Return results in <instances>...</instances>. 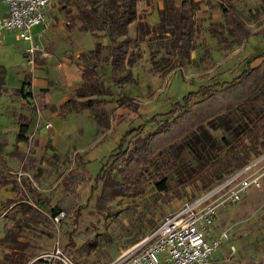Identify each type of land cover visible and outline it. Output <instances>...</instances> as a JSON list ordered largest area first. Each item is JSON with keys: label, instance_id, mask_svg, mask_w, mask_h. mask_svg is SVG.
I'll return each instance as SVG.
<instances>
[{"label": "rangeland", "instance_id": "rangeland-1", "mask_svg": "<svg viewBox=\"0 0 264 264\" xmlns=\"http://www.w3.org/2000/svg\"><path fill=\"white\" fill-rule=\"evenodd\" d=\"M190 1L189 56L181 66H171L165 42L173 38L174 24L161 13L166 0H136L137 18L123 36L130 42V81L122 89L131 105L118 99L113 85L105 31L80 29L81 6L108 14L112 0H59L58 24L37 42L46 56L36 55L28 64L19 51L21 60L11 61L10 51L0 62V109L9 120L7 127H0V150L8 166L2 173L11 178L0 181V264H18L15 254L29 264L55 244L75 264H106L163 216L241 169L242 158L249 163L258 155L254 150L264 151L262 87L247 105L250 118L213 119L195 136L155 154L138 176L146 180L139 194L114 196L109 187L95 183L129 129L141 125V135L153 131L185 107L175 103L183 104L189 92L191 103L204 96V88L218 89L261 61L254 57L264 50V0H232L250 33L246 40L232 30L222 0ZM4 34L13 41L15 33ZM96 81L104 89L92 91L90 84ZM89 98L100 115L84 105ZM26 120L30 139L19 141L17 129ZM45 123L51 126L45 129ZM228 168L233 171L227 173ZM70 171L83 177L74 194L78 208L62 212L57 221L41 218L50 219L49 208L61 197L62 180ZM260 181L239 202L218 206L209 233L213 231L212 238L225 230L229 238L208 264H259L264 259V174Z\"/></svg>", "mask_w": 264, "mask_h": 264}, {"label": "trees", "instance_id": "trees-1", "mask_svg": "<svg viewBox=\"0 0 264 264\" xmlns=\"http://www.w3.org/2000/svg\"><path fill=\"white\" fill-rule=\"evenodd\" d=\"M222 1L225 5L223 11L229 17L232 30L237 32L240 38L246 40L250 33L235 13L232 0ZM112 2L113 9L108 14L98 12L95 8L89 9L81 6L80 14L82 20L80 29L92 32L99 29L105 31L110 43L108 64L113 85L117 90L118 99L131 105L133 101L122 89L123 83L130 81L129 70L126 68L130 42L123 36L126 34L129 23L137 18L135 11L136 0H112ZM165 8L166 10H162L161 13L171 18L174 24V36L171 40H166L165 42L168 55L170 53V57L173 60L171 61L167 57V61H170L171 66H181L189 56V42L193 33L191 1L181 0L180 2H174L166 0ZM258 57L261 59L258 65L244 68L233 80L222 83L220 88L211 90L204 88V96L200 99L188 103V99L193 92L183 96V104L175 103V105L185 107L180 112L174 110L173 118L153 131L141 135V125L129 129L123 137L124 143L118 145L115 151L109 155V163L100 168L95 177V183L101 182L109 187L114 196H135L142 191L146 182V180H139L138 176L142 168L148 164L155 154L166 150V148L181 140H186L189 136H195L196 132L201 130L205 123L213 119L223 122L226 117L236 120L244 117L250 118L247 105H249L258 91L264 87V50L257 54L254 59ZM90 87L92 91L104 89L102 84L97 83V81L95 83L91 82ZM95 104L91 98L84 103L96 115H100L96 111V107H94ZM263 117L261 116V118ZM29 124V121L20 123L17 129V140L26 141L28 139ZM129 138H131L130 146L126 145ZM254 153L257 155L261 151L254 150ZM247 162V158H242L239 168ZM6 170H8V166L0 150L1 182L11 180L10 176L2 173ZM231 171L233 170L227 169V173ZM82 179L83 177L80 173L70 171L62 180L63 190L61 197L53 207L49 208L50 219L42 214H40V217L51 222L60 212H69L75 207L78 208L74 194L77 185ZM159 187L162 189L163 183L159 184ZM31 191L33 190L31 189ZM17 207L14 205V208ZM154 228L155 226L151 230ZM144 236L143 233L135 239L134 243ZM15 258L18 259V264H26V258L23 255L15 254ZM243 264L245 263L243 262ZM259 264H264V259L260 260Z\"/></svg>", "mask_w": 264, "mask_h": 264}, {"label": "built area", "instance_id": "built-area-1", "mask_svg": "<svg viewBox=\"0 0 264 264\" xmlns=\"http://www.w3.org/2000/svg\"><path fill=\"white\" fill-rule=\"evenodd\" d=\"M58 1L0 0L7 5L6 13L0 14V41L4 32H13L17 39L28 42V64H33L36 55L45 57L46 52L33 42L32 28L50 24L46 19L47 8ZM50 126V123L44 125L45 128ZM262 174L264 151L195 200L163 216L153 230L106 264H208L210 255L229 238L225 230L210 237L218 206L226 201L239 202L250 189L259 188ZM21 175V171L17 172L18 181ZM61 215L62 212L53 220L57 221ZM29 264L75 263L55 244L33 257Z\"/></svg>", "mask_w": 264, "mask_h": 264}, {"label": "crops", "instance_id": "crops-1", "mask_svg": "<svg viewBox=\"0 0 264 264\" xmlns=\"http://www.w3.org/2000/svg\"><path fill=\"white\" fill-rule=\"evenodd\" d=\"M1 4H2V7H1V9H0V14H4V13H6V10H7V5L5 4V3H3V2H0ZM6 5V6H5ZM57 6H58V4H55V5H52V6H50V7H48L47 8V14H46V19L48 20V21H50V24L48 25V26H46V27H44V25L43 24H38V25H36V26H34L33 28H32V39H33V42L35 43V44H37V42H38V40L43 36V34L45 33H48V30L50 29V28H52L53 26H55V25H57L58 24V20H59V18L61 17V14H60V12H59V10H58V8H57ZM34 29H37V31H35L34 33H33V30ZM6 32H9V31H6ZM5 33V32H4ZM11 33H13V32H11ZM7 38H6V35L4 34V43H0V62H2V63H4L5 62V60L4 59H6L8 56H6V55H8V53H10V51H12V55L11 56H9L10 57V59H11V61H13V60H21V58H20V56H19V54H17L16 52H23V53H25L26 54V48L28 47V42H26V41H24V40H21V39H17L16 37H15V35L13 36V41L12 42H8L7 40H6ZM16 42H23V44H24V46H18V45H16L15 43ZM3 44H5V45H3ZM3 45V46H2ZM38 45V44H37ZM40 47V46H39ZM40 48H42V47H40ZM43 49V48H42ZM14 50V51H13ZM2 54H4V55H2ZM13 55H15V56H13ZM26 57H27V54H26ZM26 60V59H25ZM0 69H1V67H0ZM23 74V73H22ZM19 74H17V76H18ZM1 76V75H0ZM5 76H11V75H5ZM6 81H7V83H8V79L6 78ZM6 83V84H7ZM5 84V85H6ZM3 112L1 111V109H0V127H7V125H8V123H9V120H8V116H4V114H2ZM27 121V120H26ZM24 122V121H23ZM30 125V124H29ZM29 128V127H28ZM1 129V128H0ZM16 129V128H15ZM46 129V128H45ZM213 235V231H211V233H210V237ZM241 264H243V262L241 261L240 262Z\"/></svg>", "mask_w": 264, "mask_h": 264}]
</instances>
